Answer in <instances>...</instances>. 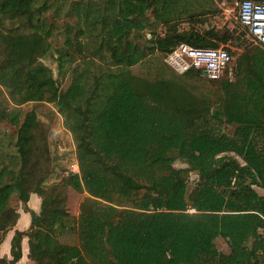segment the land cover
I'll use <instances>...</instances> for the list:
<instances>
[{"label": "trees", "instance_id": "1", "mask_svg": "<svg viewBox=\"0 0 264 264\" xmlns=\"http://www.w3.org/2000/svg\"><path fill=\"white\" fill-rule=\"evenodd\" d=\"M46 1L37 7L38 0H0V22L23 20L32 29L3 34L8 51L0 61V86H24L25 101L48 100L52 94L77 145L80 174L73 173L67 185L87 197L76 218L57 206L47 210L49 198H43L42 190L26 191L25 164L38 126L36 113L28 112L15 133L0 138V156L9 157L11 164L18 157L21 161L16 174L0 166V237L16 225L21 207L30 213L31 225L15 235L13 260L0 259V264L22 258L24 237L33 264L245 261L243 244L264 227V197L254 189L264 187V48L246 44L229 30L180 31L175 21L181 16L171 17L179 0H108L109 7L91 23H101L108 36L112 66L93 80L76 72L69 88L60 91L52 72L36 65L33 56L39 48L46 53ZM159 5L164 11L160 14ZM151 8L170 29L146 48L130 38L144 29L142 18ZM89 18L86 13L85 21ZM182 44L212 49L232 44L242 50L237 58L240 83H233L236 72L222 83L226 89L235 85L222 108L210 112L193 101L182 102L172 95V83L149 82L132 73L148 51L170 55ZM212 120L235 126L233 135L216 129ZM13 121L19 123L18 117ZM177 159L199 175L193 191L183 176L186 169L174 167ZM7 174L12 181L2 183ZM15 191L22 204L18 210L10 206ZM32 193L41 199L39 213L28 207ZM62 231L76 235L78 243H62ZM219 237L228 241L229 254L218 250Z\"/></svg>", "mask_w": 264, "mask_h": 264}, {"label": "rangeland", "instance_id": "2", "mask_svg": "<svg viewBox=\"0 0 264 264\" xmlns=\"http://www.w3.org/2000/svg\"><path fill=\"white\" fill-rule=\"evenodd\" d=\"M44 0H38L37 7ZM108 0H47L42 7L46 31L49 35L40 48L34 53L35 64H42L48 68L56 81L60 91L69 88L73 75L76 72H84L92 80L105 68L112 66L110 58L109 41L102 30V24L92 25L91 18L102 16L109 7ZM240 0H179L178 8H174L171 17L177 18L179 30L195 29L201 32L214 30L223 33L231 31L234 37H240L241 41L248 45H259L245 29L239 20ZM175 6V4H173ZM158 13L164 12L162 5L158 6ZM153 8L149 9L142 18L143 30L135 32L130 41L141 47L150 48L149 41L156 36H164L170 29L169 25L153 14ZM86 13L90 18L85 21ZM84 20V21H83ZM25 22H0V61L7 57V47L3 43V34L25 31L31 33L30 27L24 26ZM100 35L98 36V33ZM30 36V35H29ZM70 39L71 43H66ZM237 61L238 54L242 52L236 45L228 44L225 48ZM44 54V55H43ZM169 55L160 54L157 51H148L141 63L133 67L132 73L149 82L165 81L172 83V95L176 99L193 101L196 106L206 108L213 112L222 108L226 99L235 90V85L225 88V80H210L204 73L199 75L196 68L191 74L177 72L168 62ZM200 70V69H199ZM234 84L239 85L236 69ZM197 77L194 82L188 77ZM18 84H21L19 82ZM234 88V89H233ZM27 92L24 86L10 87L0 86V138L4 134L15 133L28 112L34 111L37 116L38 126L34 131L33 140L29 147V155L25 164L27 192L42 190L43 198H49L47 210L57 206L65 209L70 216L78 218L83 200L87 194L79 193L67 185L69 177L73 173L80 174L77 158V145L73 133L66 127L65 118L59 112L52 94L48 100L25 101ZM18 117L19 123H14V117ZM5 118V119H3ZM211 123L220 131L233 135L235 126L212 120ZM13 148L10 150L12 151ZM240 160V159H239ZM241 163H243L240 160ZM177 169H186L183 173L190 190H194L199 182V175L189 170V165L183 159L174 161ZM0 166H9L18 173L21 169V161L11 164L9 157L0 156ZM4 178V177H3ZM12 181V175L2 180V183ZM22 204L19 200V191H15L10 199V206L18 210ZM22 208V207H21ZM13 219L11 218L10 222ZM59 240L65 244H77L78 237L67 231L59 234Z\"/></svg>", "mask_w": 264, "mask_h": 264}, {"label": "built area", "instance_id": "3", "mask_svg": "<svg viewBox=\"0 0 264 264\" xmlns=\"http://www.w3.org/2000/svg\"><path fill=\"white\" fill-rule=\"evenodd\" d=\"M239 20L250 36L264 48V0H240ZM169 64L179 73L190 68L203 70L210 80L233 79L237 61L223 48H194L182 44L168 57Z\"/></svg>", "mask_w": 264, "mask_h": 264}, {"label": "crops", "instance_id": "4", "mask_svg": "<svg viewBox=\"0 0 264 264\" xmlns=\"http://www.w3.org/2000/svg\"><path fill=\"white\" fill-rule=\"evenodd\" d=\"M254 189L257 193L264 197V187L255 185ZM28 207L36 213H39L41 209V199L37 194L32 193L30 195ZM19 219L15 226L10 228L7 233L2 234L0 237V259L6 260L8 263L13 260L12 255V242L15 235L18 232H26L31 225V215L24 209L20 208L18 210ZM256 236L249 235L243 248H246L245 253L246 260L240 261V264H264V227H259L256 230ZM216 246L218 250L224 254H229L231 252L228 241L224 238H217ZM242 256V255H241ZM14 264H33L32 260L29 258V243L28 238L24 237L22 241V258L15 262Z\"/></svg>", "mask_w": 264, "mask_h": 264}, {"label": "water", "instance_id": "5", "mask_svg": "<svg viewBox=\"0 0 264 264\" xmlns=\"http://www.w3.org/2000/svg\"><path fill=\"white\" fill-rule=\"evenodd\" d=\"M204 75L206 76V75H207V73L205 72V73H204Z\"/></svg>", "mask_w": 264, "mask_h": 264}]
</instances>
